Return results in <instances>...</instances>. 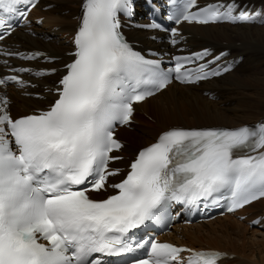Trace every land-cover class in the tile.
I'll use <instances>...</instances> for the list:
<instances>
[{
  "label": "snow or ice",
  "instance_id": "obj_1",
  "mask_svg": "<svg viewBox=\"0 0 264 264\" xmlns=\"http://www.w3.org/2000/svg\"><path fill=\"white\" fill-rule=\"evenodd\" d=\"M38 4L0 0V42L22 20L30 28L27 17ZM134 11V0H81L74 50L63 69L33 73L4 61L11 73L0 76L5 89L36 86L18 74L59 78L47 89L48 106L28 114L13 116L10 99L0 93V264H103L101 256L140 249L145 258L132 264H217L218 252L153 239L151 225L165 222L173 203L189 208L224 201L235 212L264 199V124L171 127L140 148L126 171L112 167L123 160L116 125L130 124L137 104L174 81L197 83L230 67L219 63L225 53L208 49L174 56L167 68L146 58L123 34L121 17L131 19ZM257 15L237 0L202 8L187 0L175 23H254ZM171 34L176 44L177 29ZM0 55L25 62L55 59L18 49ZM115 177L119 182H112ZM138 232L144 235L136 239Z\"/></svg>",
  "mask_w": 264,
  "mask_h": 264
},
{
  "label": "bare ground",
  "instance_id": "obj_2",
  "mask_svg": "<svg viewBox=\"0 0 264 264\" xmlns=\"http://www.w3.org/2000/svg\"><path fill=\"white\" fill-rule=\"evenodd\" d=\"M201 1L208 3L218 0ZM241 1L256 6L264 5V0ZM80 2L81 0H45L40 6L52 5V9L42 13L39 7L35 16L45 17L43 26L38 31L51 37L53 42L42 43L26 39L22 43V49L30 51L37 48L47 51L52 57H63L62 62L58 64L62 66L68 61L64 59V52L70 50L64 41L74 30L75 23L72 18L77 14ZM184 31V34L192 36L188 47L193 51L208 47L215 49L216 52L228 49L231 57H243L244 61L231 74L206 82L199 88L171 87L141 104L139 111L152 116L155 122L154 124L142 122L136 116L138 126L131 132L124 130L120 132L119 137L127 143L124 155H133L138 148L153 142L159 132L169 127H237L264 119V27L216 25L184 27ZM134 35L143 37L139 32H135ZM22 38L23 34L17 33L12 42L21 44L19 40ZM206 91L215 93L218 100L211 101L204 97L202 93ZM38 103L17 98L14 99L11 110L14 116L24 115L31 109H40ZM244 215L249 216L248 220L262 217L264 199L252 205ZM230 219L232 218L188 228L182 233L184 240L181 243L194 248L228 251L241 258L236 264H246L247 259L254 264H264V228L260 229L262 232L253 231L259 237L257 241L252 239L247 245L243 242L235 243L230 237L233 224L224 223ZM248 247L253 250H250L252 257L247 255Z\"/></svg>",
  "mask_w": 264,
  "mask_h": 264
},
{
  "label": "rangeland",
  "instance_id": "obj_3",
  "mask_svg": "<svg viewBox=\"0 0 264 264\" xmlns=\"http://www.w3.org/2000/svg\"><path fill=\"white\" fill-rule=\"evenodd\" d=\"M152 117V116H151ZM139 120H141V119H139ZM145 121H147L148 123H150V121L149 120H146V119H144ZM143 122V121H142ZM154 122H155V120H154ZM152 124V123H151ZM168 126H170V125H168ZM260 207V206H259ZM224 223H232L233 224V227L230 229V231H233V232H231L230 234H231V239H232V241L233 242H235V243H240V244H242V242L243 243H246V245L248 244V243H250V241L253 239V241H254V239H255V241H257L258 239H259V237H257L256 235H255V233L253 232L254 230L256 231V230H258V232L259 231H261L262 232V230H260V229H252V231L251 232H248V228H247V226L246 225H244L243 223H238L236 220H232V219H230V220H228V221H226V222H224ZM236 224V225H235ZM235 225V226H234ZM245 228H244V227ZM264 232V231H263ZM254 235V236H253ZM235 236H236V238H235ZM256 237V238H255ZM239 238V239H238ZM257 239V240H256ZM241 242H240V241ZM245 240V241H244ZM248 251V253H247V255H251V251H253L252 249H249V247H248V249H247ZM251 250V251H250ZM250 257H252V256H250ZM237 260H239V258H237V259H235V261H237ZM248 260V262H246V264H254L251 260H249V259H247ZM251 262V263H250Z\"/></svg>",
  "mask_w": 264,
  "mask_h": 264
}]
</instances>
